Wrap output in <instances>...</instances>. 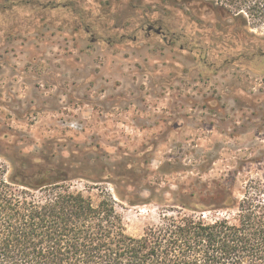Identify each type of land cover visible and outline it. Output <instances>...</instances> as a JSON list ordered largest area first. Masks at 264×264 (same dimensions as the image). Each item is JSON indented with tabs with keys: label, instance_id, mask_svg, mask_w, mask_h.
<instances>
[{
	"label": "rangeland",
	"instance_id": "rangeland-1",
	"mask_svg": "<svg viewBox=\"0 0 264 264\" xmlns=\"http://www.w3.org/2000/svg\"><path fill=\"white\" fill-rule=\"evenodd\" d=\"M126 2L0 0V137L9 154L70 160L71 191L94 203L107 192L138 237L175 206L173 191L230 185L240 196L264 179V75L204 66L140 15L105 12ZM245 29L264 37V18ZM119 163L133 185L103 181Z\"/></svg>",
	"mask_w": 264,
	"mask_h": 264
},
{
	"label": "trees",
	"instance_id": "trees-1",
	"mask_svg": "<svg viewBox=\"0 0 264 264\" xmlns=\"http://www.w3.org/2000/svg\"><path fill=\"white\" fill-rule=\"evenodd\" d=\"M143 1L108 3L105 12L140 15L146 32L170 35L204 66L244 64L264 75V37L245 29L249 18H264V0ZM14 148L0 137V264H264L263 178L248 180L240 196L230 185L173 191L175 206L135 237L107 192L94 203L71 191L78 176L70 160L9 154ZM124 164L101 171L103 181L133 185Z\"/></svg>",
	"mask_w": 264,
	"mask_h": 264
}]
</instances>
